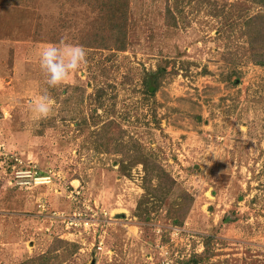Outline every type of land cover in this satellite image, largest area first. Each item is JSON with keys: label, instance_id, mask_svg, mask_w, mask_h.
<instances>
[{"label": "rangeland", "instance_id": "obj_1", "mask_svg": "<svg viewBox=\"0 0 264 264\" xmlns=\"http://www.w3.org/2000/svg\"><path fill=\"white\" fill-rule=\"evenodd\" d=\"M234 1L130 0L128 40L108 50L81 43L96 16L85 1L0 0V264H23L56 239L70 247L53 264H178L207 236L211 255L200 264H264V66L249 58L236 16L264 6ZM49 45L86 53L55 87L39 66ZM165 59L178 71L146 100L143 72ZM42 97L53 101L44 118L34 111ZM101 117L177 181L146 220L136 214L143 167L122 174V156L96 146ZM31 167L49 182L17 185L15 170ZM184 191L193 200L180 222L167 209Z\"/></svg>", "mask_w": 264, "mask_h": 264}, {"label": "trees", "instance_id": "obj_2", "mask_svg": "<svg viewBox=\"0 0 264 264\" xmlns=\"http://www.w3.org/2000/svg\"><path fill=\"white\" fill-rule=\"evenodd\" d=\"M16 1L11 0V3H15ZM81 1H85L92 7V10L96 11V16L90 23L91 28L84 33L82 32L84 40H81V43L89 48L123 50L124 44L128 40L129 25L131 24L129 20L130 0ZM238 1L235 0L230 6L234 8ZM241 1H248L264 6V0ZM8 3L10 2L7 1L5 4L8 5ZM240 10L238 9L239 12H236V16L239 17L238 20L243 26L240 29H243V35L246 36L249 58L255 64L264 66V14L257 12L256 14L248 15L245 11L242 12ZM234 11L232 13L228 12V16H235ZM167 14L168 17H172L175 20V16L170 8H168ZM219 14H222V12L217 13V15ZM235 25H237L236 22ZM232 27L234 29L233 24ZM172 62L174 63L175 61L165 59L164 62H158L155 69H148L143 72L140 91L146 100L150 97L155 101L156 92L161 87L164 79L168 75L178 71ZM228 79L236 84L239 78ZM105 92L103 86L96 88L94 98L98 102V107L104 108ZM125 133L126 130L121 124L115 118L110 117L100 119L91 130L90 136L97 147L102 148L104 151L113 150L122 156V158L115 160L122 174L126 173L134 165H142L145 193L138 200L136 214L141 219L146 220L151 215L149 204H152L154 207H159V205L167 206L170 202V194L177 187V181L159 159L152 152L145 149L143 143L138 138L132 135L125 138ZM128 163L130 166H128ZM192 200L193 197L184 191L178 201L168 205L167 211L175 220L181 222ZM210 244L211 237H205V249L200 253L194 252L189 257L181 259L178 264L202 263L211 255ZM63 246L66 247L65 251L68 252L70 244L62 239H56L46 253L29 258L23 264H53V261L59 256L56 252Z\"/></svg>", "mask_w": 264, "mask_h": 264}, {"label": "clouds", "instance_id": "obj_3", "mask_svg": "<svg viewBox=\"0 0 264 264\" xmlns=\"http://www.w3.org/2000/svg\"><path fill=\"white\" fill-rule=\"evenodd\" d=\"M85 50L72 46L61 52L55 45L43 47L39 52V66L46 74L45 83L55 87L66 82L68 74L77 70L84 62ZM53 106L50 98L42 97L34 106V111L40 118L47 117Z\"/></svg>", "mask_w": 264, "mask_h": 264}, {"label": "built area", "instance_id": "obj_4", "mask_svg": "<svg viewBox=\"0 0 264 264\" xmlns=\"http://www.w3.org/2000/svg\"><path fill=\"white\" fill-rule=\"evenodd\" d=\"M17 160V158H16ZM15 183L18 185H31L48 183L50 180L49 174H43L36 167L31 168H17L15 170ZM40 206L45 208L44 204L40 203Z\"/></svg>", "mask_w": 264, "mask_h": 264}]
</instances>
